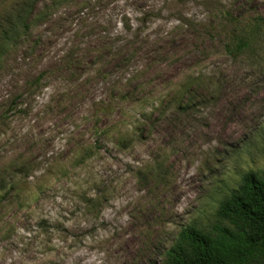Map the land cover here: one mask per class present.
Here are the masks:
<instances>
[{
  "label": "rangeland",
  "instance_id": "obj_1",
  "mask_svg": "<svg viewBox=\"0 0 264 264\" xmlns=\"http://www.w3.org/2000/svg\"><path fill=\"white\" fill-rule=\"evenodd\" d=\"M249 171L264 0H0V264H163Z\"/></svg>",
  "mask_w": 264,
  "mask_h": 264
},
{
  "label": "trees",
  "instance_id": "obj_2",
  "mask_svg": "<svg viewBox=\"0 0 264 264\" xmlns=\"http://www.w3.org/2000/svg\"><path fill=\"white\" fill-rule=\"evenodd\" d=\"M184 100L177 103V109L189 103ZM94 109L107 114L113 111L110 102H101ZM110 130L94 125V132L118 144L124 137L123 127L114 134ZM216 217L217 222L208 231L195 225L183 226L165 250L163 264H264V175L245 173L241 184L219 203Z\"/></svg>",
  "mask_w": 264,
  "mask_h": 264
}]
</instances>
